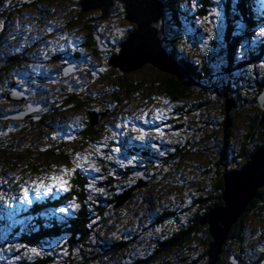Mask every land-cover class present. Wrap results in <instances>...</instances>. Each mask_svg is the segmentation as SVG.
<instances>
[{"label":"trees","instance_id":"obj_1","mask_svg":"<svg viewBox=\"0 0 264 264\" xmlns=\"http://www.w3.org/2000/svg\"><path fill=\"white\" fill-rule=\"evenodd\" d=\"M4 1L7 0L2 1L1 8H8L0 12L2 20H7L13 14L8 12H16L31 5L29 0H13L11 6ZM161 1L164 3V13L171 11L169 4L172 0L169 3ZM175 1V9L171 12L176 29L179 34L186 33L183 39L195 48L189 49L181 39L177 40L179 36L176 35V41L171 43L160 33L163 45L170 51L168 53L175 56L188 72V77L170 74L163 78L162 83L163 91L169 99L176 103H189L187 108L180 104L182 106L177 110L179 116L171 118L178 121L170 123L179 132L188 134L186 140L185 135H181L172 148L157 151L160 153L148 170L144 164L138 167L139 161L135 163L130 159L137 153L131 146L123 145L122 136H111L108 142L100 140L98 127H92L88 121L85 128L80 130L81 133L76 131L71 134L72 137L80 134L82 140L92 143L93 158H98L101 152L96 177L90 178L91 171L85 172L78 166L74 167L66 156L60 154L61 160L67 164L66 170L73 169L66 191L50 192L45 198H35L30 204L23 203L16 210L3 209L5 213L0 218V232L3 229L9 232L2 234V237L0 235V250H5V247L11 245L10 242H15L16 247L12 252H6L3 259H12L15 264H207L211 237L209 225L204 221L212 208L223 204V176L230 170L241 168L256 148L264 143V110L257 99L264 90V70L261 67L264 66V37L251 42L252 45L246 42L244 48L247 53L234 56L236 40H248L252 25L264 26V1L255 0L257 12L250 16L242 14L249 22L244 23L241 19L244 24H249L247 31L239 27L232 30V27L236 28V21L242 22L233 12V9L237 11L240 7L232 4L230 9L231 6L226 5L227 27L217 43L218 56L214 59L215 50L213 52L207 42L210 31L213 32L211 27L208 29L212 0ZM240 1L233 0L232 3L238 4ZM224 3L226 1L222 0V5ZM178 4L182 6V14H178ZM118 5L116 3L112 14L116 17ZM76 17L69 21L68 26L73 28L77 25L82 30L84 49L93 56L98 49L94 34L96 26L92 22L95 18L83 20L79 15ZM155 26L160 29L159 24ZM106 47V53H114L110 46ZM194 50L196 54L191 52ZM72 53L78 58L76 50L66 52L65 55L69 57ZM61 56L57 48L51 60L58 63ZM2 58L17 65L19 59L28 57L16 53ZM9 66L6 64L0 68V84L2 77L8 75ZM56 68L60 72V64ZM249 72L253 75L245 79L244 74ZM57 77L60 75L56 72L50 82L57 80ZM132 81V78L121 72L116 74L114 81L109 83L108 94L115 97L117 91H132L139 84H133ZM59 89V94L41 98L45 102L42 103L38 120L23 121L20 124L53 131L51 117L65 109L80 108L92 97L85 94L82 87L74 88L69 83L67 87ZM210 95L217 98L208 99ZM32 98L35 99L34 96ZM203 98H207L205 102ZM227 98L233 99L234 106L228 112L229 123L225 130L223 124L227 116ZM106 103L108 105L105 108L108 110L111 105ZM89 110L86 107V111ZM114 111L111 114L113 119L119 115V112ZM186 114L190 124H186ZM236 117L243 121V130L235 137L233 129L238 127L233 122ZM112 129L119 131L116 127ZM65 146L68 147L67 144ZM55 150L37 149L46 152ZM6 151L13 154L14 149L7 146L0 148L2 155ZM59 153H62V147ZM139 153L145 157L153 156V152L145 148H141ZM124 159L130 160L131 164L125 163ZM138 168L149 175L147 188H142L143 192L151 191L155 196L153 193L143 195L142 190H138L139 186L131 191L136 198L135 204L128 207L122 205L123 202L117 204L119 194L138 181L134 180L133 175ZM174 193L177 196L173 197ZM140 200L144 204L142 207L138 204ZM72 206L74 209L69 210ZM139 208L138 212H133ZM64 212L69 214L61 221L55 219ZM110 230H113L116 240L102 239V232ZM255 242H259L258 245ZM32 247L37 248L38 253H32ZM225 261L228 264H264V186L258 188L256 195L232 224L215 264H227Z\"/></svg>","mask_w":264,"mask_h":264},{"label":"rangeland","instance_id":"obj_2","mask_svg":"<svg viewBox=\"0 0 264 264\" xmlns=\"http://www.w3.org/2000/svg\"><path fill=\"white\" fill-rule=\"evenodd\" d=\"M2 1H0V12L8 8V6L1 8ZM111 1L112 4L106 6L104 8L105 13H103L102 8L99 7L82 10L83 6L80 5V0H29L31 5L16 12H8V14H13L7 20L0 19V35L2 34V37L0 36V68L10 64L7 68L8 75L2 77V84H0V111L3 113H0V148L7 146L14 149L13 154L9 151H6L4 155L0 153V218L5 213L3 209L16 210L21 208L23 203L30 204L35 198L43 199L50 192H63L68 189L73 169L69 168L66 170L67 164L61 160L60 154L66 156L67 161L72 163L74 167L78 166L85 172L91 171L90 178L96 177L101 152H99L100 156L98 158H93L92 143L88 144L82 140L80 134L73 137L71 134L84 129L88 121L92 127H98L97 131L100 133L98 138L100 140L108 142L114 136H122L124 138L123 145L131 146L137 153L133 156L134 158L130 157V159L135 163L139 161L140 165L138 167L144 164L148 170L154 158L160 153L157 151L172 148L181 135H185L184 140H186V135L188 137L186 132H179L175 126L170 125V123L178 121L177 119L171 120V118L179 116L177 110L182 106L180 104H184L185 108L189 105V103L182 101H180L181 103L172 101L163 91V78L170 75V73L159 70L150 63H146L141 68L129 72H122L118 66L110 64L112 63L111 54L116 53L117 55L118 51L121 50L120 44L124 43L131 32L136 29V23L132 22L131 18L139 17L149 20L152 17L156 19L160 16L157 24H159L160 28L158 29V35L163 50L167 53L170 52L163 45L160 33L171 43L176 41L174 39L175 35L179 36L177 40L181 39L189 49L193 50L195 47L191 43L187 44L186 39H183L187 34L178 33L175 26L176 23L172 17L171 11L175 9L177 1H171L169 5L172 9L166 13H164V8H161L160 13L159 7L154 0L150 2L151 4L144 6L145 9L134 4L126 5V0ZM113 1L120 4L118 5L119 11L116 12L118 17L112 15L116 5ZM166 1L169 3V0ZM225 1L227 4L224 3L222 5V0H212V2L210 0L212 5L209 10L211 23H208V29L211 27L213 32L210 31L207 42L212 46L213 52L215 50L213 59L218 56L216 54L217 43H219V39L222 38V33L227 27L225 25L228 19V14L225 13L226 5L231 6L234 4L233 6L235 7L239 6L240 9L237 7V11L236 9L232 11L235 17L237 16L239 20L243 19L244 23L246 20L242 14L250 16L252 13L257 12L256 10L258 9L255 0H241L238 4L232 3L233 0H230L231 2ZM11 2L13 0H7L3 3L11 6ZM181 7L178 4V14H182ZM140 9L143 14L139 15L138 11ZM230 9H232V6ZM82 14L83 16L81 17ZM78 15L83 20L91 17L92 19L95 18L92 22L96 26L94 34L98 49L93 56L84 49L85 44L81 38V35L83 36L82 30L77 25H74L73 28L68 26L69 21L75 20ZM127 15H129V19L126 18ZM235 24L236 28L232 27L233 31L238 29V27L240 30H244L243 25L239 21L235 22ZM54 26H58V32L57 30L55 32L50 31ZM74 28L81 32L75 31ZM261 28H264V26L252 25L248 40L244 38L236 40L234 56L247 53L244 48L246 42L252 44L251 42H257L258 38H263L259 35ZM144 37H146L145 34ZM222 43L224 44V42ZM106 46H110L114 53H106L105 50L108 48ZM57 48L62 55V59L58 63L51 60L53 52ZM73 50L77 51L78 58L74 57L73 53L69 57L65 55L66 52H72ZM150 51L151 49H149V54ZM191 52L194 54L195 50ZM16 53L19 56L26 55L28 58L19 59L17 65L15 62H10L7 58L4 60L2 58ZM173 57L176 60L175 56ZM59 64L60 72L56 68V65L58 66ZM261 67L264 70V66ZM54 70L60 77H57L58 79L54 82H50L52 75L54 77L56 75ZM120 72L132 78L133 84H139L130 92L117 91V96L113 97L114 95L108 94L107 88L110 85L109 83L114 81L116 74ZM108 75L109 78L107 77ZM185 75L187 76V73L180 76L186 77ZM252 75L253 73L250 72L248 74L245 73L244 78H249ZM101 79L106 80L101 81ZM11 81L13 84H10ZM67 83L74 88L77 86L82 87L85 94L92 96L90 97L91 100L89 102L86 101L87 103H84L80 108L65 109L59 115L51 117L50 122L52 121L53 123V131L44 130L43 128L35 129L28 127L24 123L20 124L23 121L38 120L42 103L45 102L41 98L45 97L46 99L52 94H59L57 92L61 90L59 87L65 88ZM82 89L79 90L81 91ZM12 93L22 97L11 100L9 98L11 95L9 94ZM207 98L215 100L217 97L214 95L211 97L210 95ZM207 98H203L202 101L205 102ZM99 99L100 101H98ZM106 101L111 105L108 110L105 108L108 105ZM86 107L90 108L89 112L86 111ZM114 110L119 112V115L113 119L111 114L115 113ZM91 113L99 115L97 116V123L95 121L92 123ZM15 115H20L21 118H16ZM185 116L187 118L186 124H190L189 117H187V114ZM233 125L238 127L233 129L236 137L239 135L240 130H243V121L236 117ZM114 127L118 128L119 131L113 130L112 128ZM66 144L68 147L65 146ZM61 147L62 153H59V148ZM41 148L54 150L57 148V150L53 152L37 151V149ZM141 148L152 151L153 156H141L139 153ZM124 162L131 164L128 159H124ZM34 168L39 169V171L33 172V170H37ZM133 175L135 177L134 180H139L142 177L147 178L145 184L138 188V190H142L141 193L143 195L153 193L147 190L143 192V189L147 188L149 175L139 168ZM53 177H56L57 180L54 181ZM61 178L66 181V188L60 187L58 181ZM133 185L136 186L137 182ZM132 186L119 194V197L127 196L122 203L126 207L130 204H135L136 198L132 196L131 191L137 187L133 188L134 186ZM25 190H27V197L25 196ZM153 196H155L154 193ZM175 196L177 195L174 193L173 197ZM131 198H134V201ZM13 200L15 201L14 203H12ZM116 201L119 204V198ZM138 204L141 207L144 205L141 200ZM69 208V210L74 209L73 206ZM140 208L133 212H138ZM66 214L68 215L69 213L66 212ZM66 214L65 212L61 215L59 214L55 219L61 221ZM134 219L139 220L136 217ZM8 232L3 229L0 232L1 237L2 234L5 235ZM101 235L102 239L106 241L116 240L113 230L106 231ZM258 243L255 242L254 244L258 245ZM10 244L5 247V250H0V264H15L12 259H3L6 252H12L13 248H16L15 242H10Z\"/></svg>","mask_w":264,"mask_h":264},{"label":"water","instance_id":"obj_3","mask_svg":"<svg viewBox=\"0 0 264 264\" xmlns=\"http://www.w3.org/2000/svg\"><path fill=\"white\" fill-rule=\"evenodd\" d=\"M152 1L126 0L125 3L126 5L134 4L145 9L144 6L151 4L150 2ZM154 1L157 3L161 13V7H163L162 1ZM110 4H112L111 0H80V5L83 6L82 10L99 7L102 8L103 13H105L104 8ZM138 14H143V11L140 9ZM159 17L156 19L152 17L149 20L139 17L135 19L131 18L130 20L136 23V29L131 32L124 43L120 44L121 50L118 51V54L111 55L112 63L110 64L118 66L122 72H129L141 68L146 63H150L152 66L166 73L172 75H183L187 73L188 77L185 66L177 62L171 54L168 55L160 45L159 30L155 26L159 21ZM126 18L129 19V15ZM144 34L146 37H144ZM149 49H151L150 54ZM14 94H9L11 95L9 97L11 100L22 97L21 95L18 97V94ZM257 99L264 110V90L258 95ZM233 106V99L227 98L225 101L227 116L223 124L225 130L229 123L228 112ZM94 115V113H91L92 123L94 121L97 123V116L99 115H95V119ZM15 117L21 118L20 115H15ZM263 120L264 116L262 118ZM146 179V177L139 179L135 187L145 184ZM262 186H264V143L256 148L241 168L230 170L223 176V204L212 208L206 215L204 221L209 225L208 231L211 237L207 250V264L216 263L218 255L221 252V247L232 224L237 221L246 206L256 195L258 188ZM126 197H118L119 203L121 204Z\"/></svg>","mask_w":264,"mask_h":264},{"label":"snow or ice","instance_id":"obj_4","mask_svg":"<svg viewBox=\"0 0 264 264\" xmlns=\"http://www.w3.org/2000/svg\"><path fill=\"white\" fill-rule=\"evenodd\" d=\"M259 35L262 36V37H264V28H261V29H260V31H259ZM52 179H53L54 181L57 180L56 177H53ZM58 183H59V185H60L61 188H66V181H65L63 178H61V179L58 181ZM42 186H43V185H42ZM25 196L27 197V190H25ZM61 211H64V209H61ZM23 247H27V245H24ZM30 251H31L32 253H38V249L35 248V247H32V248L30 249Z\"/></svg>","mask_w":264,"mask_h":264},{"label":"flooded vegetation","instance_id":"obj_5","mask_svg":"<svg viewBox=\"0 0 264 264\" xmlns=\"http://www.w3.org/2000/svg\"><path fill=\"white\" fill-rule=\"evenodd\" d=\"M57 27H58V26H54V27L51 29V31H52V32H55V30H57V32H58L59 30H58ZM246 31H247V30H246ZM57 32H56V33H57ZM54 72H56V70H54Z\"/></svg>","mask_w":264,"mask_h":264},{"label":"bare ground","instance_id":"obj_6","mask_svg":"<svg viewBox=\"0 0 264 264\" xmlns=\"http://www.w3.org/2000/svg\"><path fill=\"white\" fill-rule=\"evenodd\" d=\"M161 8H164V7H161ZM126 86V85H125ZM103 233V232H102Z\"/></svg>","mask_w":264,"mask_h":264}]
</instances>
